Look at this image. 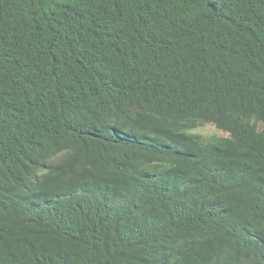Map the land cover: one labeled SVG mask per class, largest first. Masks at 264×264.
I'll return each mask as SVG.
<instances>
[{
	"label": "trees",
	"instance_id": "trees-1",
	"mask_svg": "<svg viewBox=\"0 0 264 264\" xmlns=\"http://www.w3.org/2000/svg\"><path fill=\"white\" fill-rule=\"evenodd\" d=\"M0 264H264V0H0Z\"/></svg>",
	"mask_w": 264,
	"mask_h": 264
},
{
	"label": "rangeland",
	"instance_id": "rangeland-1",
	"mask_svg": "<svg viewBox=\"0 0 264 264\" xmlns=\"http://www.w3.org/2000/svg\"><path fill=\"white\" fill-rule=\"evenodd\" d=\"M193 135H197L200 137L201 140L206 141L210 137L216 136V137H225L226 134L224 132H221L217 130L214 126L212 125H205V126H200L197 127L193 130L190 131Z\"/></svg>",
	"mask_w": 264,
	"mask_h": 264
}]
</instances>
